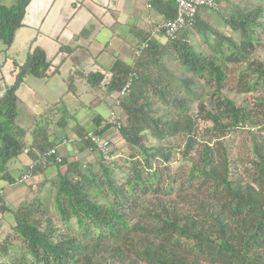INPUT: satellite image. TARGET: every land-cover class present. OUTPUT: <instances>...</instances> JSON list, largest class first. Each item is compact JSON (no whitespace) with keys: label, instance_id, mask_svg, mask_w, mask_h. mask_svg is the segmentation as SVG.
<instances>
[{"label":"trees","instance_id":"obj_1","mask_svg":"<svg viewBox=\"0 0 264 264\" xmlns=\"http://www.w3.org/2000/svg\"><path fill=\"white\" fill-rule=\"evenodd\" d=\"M30 2H0L4 50L24 24ZM160 3L164 20L173 19L176 1ZM209 11L229 33L209 24ZM139 30L147 46L134 52L131 62L118 59L110 67L74 71L96 89L97 102L116 94L126 114L119 131L111 125L99 128L98 113L91 130L111 145L116 133L126 141L128 170L118 164L114 146V158L105 160L78 124L81 150L89 149L95 160L82 163L60 153L67 140L52 138L47 130L51 123L67 121H53L54 110L51 116L43 111V124L29 126L34 127L31 142L23 140L27 127L16 123L18 89L29 74H55L75 47L55 64L34 41L22 62L11 58L12 81L0 94V180H22L13 174L21 168L33 175L55 167L56 175L44 177L48 192L16 206L6 204L0 193V212L13 216L0 239V264H264V0L199 6L175 39L161 41L150 29ZM191 34L200 35L206 48L191 44ZM167 60L180 72L170 70ZM71 79L64 92L77 96ZM226 88L257 95L250 106L237 104L224 94ZM199 120L209 122L201 131ZM232 133L249 139L248 159L238 154L230 159ZM177 137L183 140L182 159L174 167L169 163L176 148L169 140ZM24 153L32 164L13 169Z\"/></svg>","mask_w":264,"mask_h":264},{"label":"rangeland","instance_id":"obj_2","mask_svg":"<svg viewBox=\"0 0 264 264\" xmlns=\"http://www.w3.org/2000/svg\"><path fill=\"white\" fill-rule=\"evenodd\" d=\"M3 4H6L7 6L13 2V0H1ZM62 8L65 6V4L61 5ZM61 8V9H62ZM61 9H58L56 5H51L50 9L48 10L47 14L43 17L44 23L40 26L37 25L34 29L32 27H25V29L22 30V33L20 36L17 37V32L15 33V38L13 40V43L11 46L4 50L5 46L0 43V94L5 89L6 83H10L12 81V78H10L11 73L13 72V64L11 62V58L22 62L26 56V45L29 43V45L34 41V44L43 43V48L46 52V55L48 58L53 57L55 54H58L55 61H59L61 58H63L68 52L71 47L76 48V40H74L70 45L69 43L62 44V48L59 52H55V45H54V37H52L49 32L48 34L44 31L45 30H52V28H58L59 22L61 19H63V22L67 19V17L63 16L60 18V14L57 15V12H62ZM206 20L209 22V24L213 27H217L219 30L229 33L227 26H223L222 24H218L219 21L217 18V15L213 12H206L205 15ZM23 26V25H22ZM21 26V27H22ZM94 26H96V23L94 21H91L90 23L84 22L85 31L82 34H76L79 36V41L83 46H80L77 50H73L70 52L66 60L61 64L59 70L50 76L49 78H40L33 74H29L24 84L21 86V88L18 89L17 94L19 96V103L17 105L18 109V115L16 117V123L20 124L21 126H27L25 136L23 138L24 142H31L32 141V133L34 125H41L43 124L46 119L44 118V115L41 114L43 111H45V114H50L54 110L55 113H53L54 118L52 117V120L55 119L58 120V117H62V119H65L67 122V125L61 126V123L59 124H50L49 128L47 130V133L54 138V136L58 135L62 139H66L67 141L63 142V146L60 147V153H63L64 156H69L70 159H78L82 163L94 161L95 160V154L90 153L89 149H82L83 146L82 142L78 140L77 135V127H74L76 124L83 127L86 131H89L93 128L94 125V117L96 113L101 115L103 118H106V116L109 115L110 107L117 116L122 118V122L125 121V112H123L120 107L116 106L114 103V100H116V94L112 95L111 97L106 98V100L103 101H96L95 93L96 89H92L90 87V84L86 82V80H82L81 78H78L76 74H74L75 69L78 71H87L88 69H94L95 66L93 62L95 59L97 60V65L101 64V57H99L98 53L96 52V45L97 42H101L102 35L104 31H101L100 34H98L95 38L97 42H92L91 44H88L86 41L87 39H92L91 36L96 35V29H94ZM75 24L74 22L71 23L67 30L70 28H74ZM147 28L150 29V26L147 25ZM21 30V28L18 29V32ZM136 32H139L140 30L135 28ZM191 40L190 43L193 44L198 50L205 49L206 45H204L203 40L200 38L201 36L198 34H191ZM134 43H132L130 46L128 43H124L123 37H113L112 38V47L120 52L125 58V62L129 63L132 61V56L135 52L133 48H131L132 45H134V48H139L141 46V41L137 37H133ZM161 38V37H160ZM165 36H163L161 41H165ZM109 40V39H108ZM30 41V42H29ZM133 41V40H132ZM131 41V42H132ZM39 42V43H38ZM41 45V44H40ZM205 46V47H204ZM91 51V57H92V64L88 58V52ZM7 60H5V57H7ZM9 63V64H8ZM166 66L170 70L178 71L175 64H172L171 61L167 60ZM108 67V66H106ZM180 72V71H178ZM70 76H73V80L70 82V84L75 85L76 94L70 92L65 94V89L67 87V81ZM3 79V80H1ZM83 82V83H82ZM92 89V90H91ZM94 90V91H93ZM64 92L63 97H61V94ZM94 92V93H93ZM100 93V92H99ZM224 94L228 97L234 99L237 104H245L248 103V106L251 105L252 98L255 97L257 94H250V93H236L234 90L225 89ZM62 98V99H61ZM33 104V108H32ZM195 108V107H194ZM73 118L72 120L70 118ZM36 118V119H35ZM41 120H40V119ZM76 118V120H74ZM209 124V122L199 120L197 122V127H199L198 131H201V128L204 127L206 124ZM71 125V126H70ZM256 131V130H254ZM114 132V131H113ZM112 132V133H113ZM112 133L108 131V134L112 136ZM115 133V132H114ZM66 135V138L65 136ZM58 137V138H59ZM114 152L119 155V161L118 164L121 165V167H124V170H128V163L130 162V159L127 157L130 151V146L124 141L118 133H116L114 136ZM57 138V139H58ZM231 141L229 142V149H230V159H233L235 155L238 154V158L240 160H243L249 151L250 148V141L245 136H240L237 133H232L230 135ZM60 140V141H61ZM59 141V142H60ZM170 144H174L176 150L174 151L173 157L171 159V162L169 163L171 166L177 167L179 165V161H181V156L178 153V149H182L181 145L183 143L182 138L177 137L176 139L169 140ZM150 142L156 143L153 138L150 139ZM60 145V144H59ZM21 155V154H20ZM61 155V154H60ZM248 159V158H245ZM125 164H127L125 166ZM186 164V162L184 163ZM13 165V164H12ZM10 166V170L11 167ZM18 165V164H17ZM21 165H18L17 167H20ZM13 169H17L16 167H12ZM23 168L20 170L17 169L13 174L15 176H18L19 174L23 175L28 174V171ZM117 172V171H115ZM30 174V173H29ZM32 175V173H31ZM30 175V176H31ZM56 175V169L55 167H51L49 169H46L45 172L39 171V177L35 180L33 183L29 182H23L22 185H26V190L24 191V195L21 198V201L24 199H27L29 197H34V195H39L41 192H48L49 191V184H43L45 178L52 179ZM45 177V178H44ZM33 179L32 177L30 178ZM7 183V182H6ZM42 188V191H39V189ZM40 192L38 193L37 192ZM43 192V193H44ZM13 205H15V202H12ZM10 203V204H12ZM16 206V205H15ZM2 239V238H0Z\"/></svg>","mask_w":264,"mask_h":264},{"label":"crops","instance_id":"obj_3","mask_svg":"<svg viewBox=\"0 0 264 264\" xmlns=\"http://www.w3.org/2000/svg\"><path fill=\"white\" fill-rule=\"evenodd\" d=\"M158 1V4L151 2L150 5H148V0H31L26 8V15L23 19L24 24L22 27H20L21 30L19 32L18 30L16 31L17 37L20 36L22 30L25 29V27H32V29H34L37 25L40 26L41 22L42 26L44 23L43 17L47 14L51 5L54 4L58 9H61V5L65 4V6L61 9L62 12H57V15L60 14V18L63 16L67 17L63 24V19H61L59 22L60 26L58 28H52V30H45V28H43L47 34L49 32V34L54 37L53 42L56 47L55 52L56 50V53L59 52L60 45L65 43H69L70 45L74 40L77 41L75 43L76 48L74 50H77L80 46H83V44L78 42L79 36L76 34L84 33L86 28L84 27V22L90 23L91 21H94L96 23V26H94V29H96V35L91 36V40H86L88 44H91L93 41L97 42L95 40L96 36L100 34L101 31H104V33L102 35L103 40H101V42L98 41V44L96 45V52L98 53L99 57H101V64L96 66L98 63L95 59L93 62L95 66L93 68L102 69V66L110 67L115 60H125L124 56L112 47L111 43L113 37H123L124 43H130V46L132 43H134L135 38L133 39V37H137L139 39V32L134 31L135 28L144 30L147 28V25H149L151 30L152 24L164 21L165 17L161 14L160 9L161 3L160 0H157V2ZM73 22L75 27L67 30L69 25ZM157 38L162 39L163 35L160 34L157 36ZM38 45L44 47L43 43H39ZM28 46L29 43L26 45V51ZM132 47H134V45H132L131 48ZM88 54V58L92 64L91 51L88 52ZM57 56L58 54H55L49 59L54 58L53 63H58L62 58L56 62L55 59ZM66 58L64 60H66ZM10 78H12L11 75ZM70 119L72 120L73 118L71 117ZM74 120H76V118H74ZM17 164L21 166L17 167ZM29 164L31 165L32 163L29 157L24 153L18 156L17 160L14 161L13 166L16 168H21L23 165ZM30 175L31 174L29 173H24L21 175L22 180L13 184H8L5 181L0 180V193L6 204L15 206L20 203L21 198L24 195V191L27 188L26 185H22L23 182H35V180L39 177V171L36 174ZM31 177L33 178L32 180L30 179ZM12 202H15L16 204L13 205ZM10 203H12V205ZM12 224V214L9 211L4 213L0 212V238L5 237Z\"/></svg>","mask_w":264,"mask_h":264},{"label":"built area","instance_id":"obj_4","mask_svg":"<svg viewBox=\"0 0 264 264\" xmlns=\"http://www.w3.org/2000/svg\"><path fill=\"white\" fill-rule=\"evenodd\" d=\"M176 1V13L173 19L164 20L159 23L151 25V35L157 37L162 34L163 36L175 39L177 37V32L183 28L189 21H191L198 9L199 6L214 7L215 0H175ZM151 0H148V5H150ZM150 24V23H149ZM147 46V42H143L139 48L135 49V54H138L139 51ZM131 79L129 78L128 82L120 91V94H125L129 87ZM115 105L118 106L119 102L116 100ZM119 107V106H118ZM111 125L113 131L118 132L122 125V118L116 115L112 108L110 109L109 115L103 119L99 128H105L106 126ZM87 137L93 143L94 149L98 151L105 160H111L114 158L113 148L108 138L100 137L92 132L88 131ZM50 153H56L55 149H51ZM58 161L60 157L57 155Z\"/></svg>","mask_w":264,"mask_h":264}]
</instances>
